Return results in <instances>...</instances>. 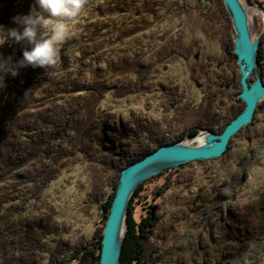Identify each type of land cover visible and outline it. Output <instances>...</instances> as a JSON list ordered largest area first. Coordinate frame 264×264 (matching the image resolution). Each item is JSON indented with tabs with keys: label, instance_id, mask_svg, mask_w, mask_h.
Masks as SVG:
<instances>
[{
	"label": "rangeland",
	"instance_id": "obj_1",
	"mask_svg": "<svg viewBox=\"0 0 264 264\" xmlns=\"http://www.w3.org/2000/svg\"><path fill=\"white\" fill-rule=\"evenodd\" d=\"M242 1L258 36L264 16L252 6L264 0ZM32 4L0 0V25L16 27ZM217 19L197 0H86L56 67L5 76L0 264H62L91 248L121 170L191 128L189 104L214 94L212 128L196 138L243 110L237 59L221 46L227 23ZM22 50L6 44L0 54L18 61ZM260 55L264 83V36ZM174 170L134 205L137 222L158 218L147 264H264V101L223 156Z\"/></svg>",
	"mask_w": 264,
	"mask_h": 264
},
{
	"label": "water",
	"instance_id": "obj_2",
	"mask_svg": "<svg viewBox=\"0 0 264 264\" xmlns=\"http://www.w3.org/2000/svg\"><path fill=\"white\" fill-rule=\"evenodd\" d=\"M223 3L232 23L233 53L240 72L241 92L238 98L244 103V108L221 133L201 130V141L196 145H193V142L197 141L196 137L187 136L183 141L160 146L121 170L115 196L104 224L98 264H121L128 230L129 207L132 196L140 185L190 162L223 156L232 138L252 123L257 108L264 101V83L257 71L264 26L258 36H253L249 10L245 3L242 0H223ZM252 7L264 16L261 5L255 4Z\"/></svg>",
	"mask_w": 264,
	"mask_h": 264
},
{
	"label": "clouds",
	"instance_id": "obj_3",
	"mask_svg": "<svg viewBox=\"0 0 264 264\" xmlns=\"http://www.w3.org/2000/svg\"><path fill=\"white\" fill-rule=\"evenodd\" d=\"M86 0H33L27 14L12 18L16 27L0 25V48L4 45L23 46L22 57L13 61L0 54V90L7 87L5 76L19 75L24 67H56L64 44L76 35L74 28L82 17Z\"/></svg>",
	"mask_w": 264,
	"mask_h": 264
},
{
	"label": "trees",
	"instance_id": "obj_4",
	"mask_svg": "<svg viewBox=\"0 0 264 264\" xmlns=\"http://www.w3.org/2000/svg\"><path fill=\"white\" fill-rule=\"evenodd\" d=\"M197 8L201 10V13L205 16H208L213 19H217L218 17H222L226 20V26L224 32H221V46L224 52L228 55V59L236 60L235 54H233V40L230 35L231 30V20L229 18V15L226 11V8L224 6L223 0H197ZM218 20V19H217ZM262 56H259V62L261 63ZM212 93H206L205 100H207V103H203V101L198 105L195 106L194 104H189L190 108L187 110L189 112H193L195 116L194 125H192L191 128H188L185 132H183L181 135L177 136L170 142H161V145L165 144H172L175 142H178L184 138L187 134L189 136H195L199 129H210L212 128V104H213V98ZM153 151H148L144 153L142 156L132 160L127 165H130L149 153ZM126 165V166H127ZM175 171V170H174ZM163 174H160L158 176H155L146 182H144L142 185L138 187L136 192L133 194L130 207H129V217H128V230L125 236L123 251L121 255V264H147L155 254L156 245L151 241V237L153 235V228L155 227L156 222L158 221V218H156L154 215L149 214L146 218L141 219L139 222H137L134 219L133 211H134V205L137 203V201L141 198L147 199V197L142 194L144 190V186L151 182L155 178H159ZM117 185L115 186V188ZM115 188L113 193L109 196V199L105 202V204L102 206L103 210V218L106 220L110 207L112 204V201L115 196ZM167 186H163L162 189H158V192H156V195L160 196L163 189H166ZM104 222H102L101 227L97 230L95 234L96 242L94 245H92L91 248L85 249V248H79L74 251L72 260H68V262H63L62 264H98L99 257H100V247H101V241L103 237V230H104Z\"/></svg>",
	"mask_w": 264,
	"mask_h": 264
},
{
	"label": "bare ground",
	"instance_id": "obj_5",
	"mask_svg": "<svg viewBox=\"0 0 264 264\" xmlns=\"http://www.w3.org/2000/svg\"><path fill=\"white\" fill-rule=\"evenodd\" d=\"M196 140H197V142H200L201 141V137H197Z\"/></svg>",
	"mask_w": 264,
	"mask_h": 264
}]
</instances>
